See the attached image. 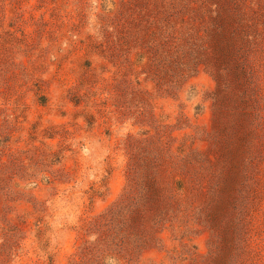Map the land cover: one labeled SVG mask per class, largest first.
<instances>
[{"label":"rangeland","instance_id":"obj_1","mask_svg":"<svg viewBox=\"0 0 264 264\" xmlns=\"http://www.w3.org/2000/svg\"><path fill=\"white\" fill-rule=\"evenodd\" d=\"M0 264H264V0H0Z\"/></svg>","mask_w":264,"mask_h":264}]
</instances>
